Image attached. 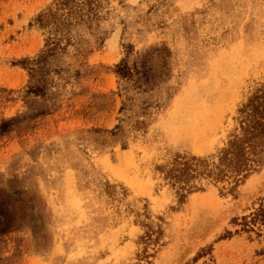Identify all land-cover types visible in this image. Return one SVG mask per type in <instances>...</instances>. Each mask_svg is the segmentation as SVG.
<instances>
[{
	"label": "rangeland",
	"instance_id": "1",
	"mask_svg": "<svg viewBox=\"0 0 264 264\" xmlns=\"http://www.w3.org/2000/svg\"><path fill=\"white\" fill-rule=\"evenodd\" d=\"M0 264H264V0H0Z\"/></svg>",
	"mask_w": 264,
	"mask_h": 264
},
{
	"label": "bare ground",
	"instance_id": "2",
	"mask_svg": "<svg viewBox=\"0 0 264 264\" xmlns=\"http://www.w3.org/2000/svg\"><path fill=\"white\" fill-rule=\"evenodd\" d=\"M257 48H259V47H257ZM254 49H255V51H256V47H254L253 50H254ZM253 50H251V52H253ZM257 50H258V49H257ZM260 50H261V49H260ZM261 51H262V50H261ZM228 52H229V51H228ZM230 53H231V52H230ZM248 53H249V52H248ZM256 53H257V52H256ZM260 53H261V52H260ZM232 54H233V53H232ZM232 54H231V55H232ZM257 54H258V53H257ZM228 55H229V54H228ZM252 55H253V54H251V56H252ZM254 55H255V54H254ZM258 55H259V54H258ZM225 56L228 57L227 54H225ZM225 56H224V57H225ZM232 56H233V55H232ZM232 56H231V57H232ZM249 56H250V55H249ZM234 57H235V56H234ZM240 57H241V56H240ZM240 57H238V58H240ZM242 58H243V57H242ZM247 58H248V57H245V59H247ZM225 60H226V58H225ZM213 61H214V60H213ZM245 61H246V60H245ZM245 61H244V63H245ZM247 61H248V60H247ZM232 62H233V61H232ZM234 62H235V61H234ZM230 63H231V62H230ZM248 63H249V62H248ZM224 64H225V62H224ZM242 64H243V63H242ZM226 65H228V64H226ZM226 65H224L225 68H226ZM230 65H231V64H230ZM221 67H222V66H221ZM235 67H236V66H235ZM233 68H234V67H233ZM240 68H241V67H240ZM218 70H219V69H218ZM218 70H217V72H219ZM228 70H229V69H228ZM231 70H232V69H231ZM221 71H222V70H221ZM232 71H233V70H232ZM226 72H228V71L226 70ZM229 72H230V70H229ZM232 73H233V72H232ZM219 74H220V73H219ZM220 75H221V74H220ZM215 76H216V75H215ZM217 76H218V77H222V76H219L218 74H217ZM222 78H223V77H222ZM231 78H232V77H231ZM188 79H189V77H188ZM223 79L225 80L226 78H223ZM227 80H228V79H227ZM188 82H190V80H189ZM226 83H227V82H226ZM224 84H225V82H224ZM224 84H223V85H224ZM228 84H229V83H228ZM226 86H228V85H226ZM222 87H223V86H222ZM186 88H188V86H187ZM194 88H195V87H194ZM220 88H221V87H220ZM222 89H223V88H222ZM224 89H225V88H224ZM226 89H228V88H226ZM183 90H184V89H183ZM183 90H182V91H183ZM222 91H223V90H222ZM225 92H226V91H225ZM180 93H181V92H180ZM226 93H227V92H226ZM226 93H225V94H226ZM225 94H224V96H226ZM178 95H179V94H178ZM217 95H218V94H217ZM227 96H228V94H227ZM179 99H180V98H179ZM179 99H178V100H179ZM220 99H221V98H220ZM222 99H224V98H222ZM222 99H221V100H222ZM178 100H177V101H178ZM217 100H219V99H217ZM217 103H219V102H217ZM174 104H177V102L174 103ZM174 104H173V105H174ZM183 104H184V102H183ZM183 104L180 103V105H183ZM185 104H186V102H185ZM187 104H188V102H187ZM212 104H213V103H212ZM215 104H216V103H215ZM215 104H214V105H215ZM173 105H172V106H173ZM214 105H213V106H214ZM174 106H175V105H174ZM210 106H211V105H210ZM180 107H181V106H180ZM208 107H209V106H208ZM211 107H212V106H211ZM186 108H187V107H186ZM188 108H189V106H188ZM199 108H200V107H199ZM179 109H180V108H179ZM209 109H211V108H209ZM212 109H214L215 111L217 110L216 107H215V108H212ZM182 110H183V107H182ZM187 110L190 111V109H187ZM214 110H213V111H214ZM218 110H219V108H218ZM177 111H180V110H178V108H177L176 112H177ZM184 111H185V110H184ZM206 111H207V110H206ZM213 111H212V112H213ZM171 112H172V111H171ZM180 112H181V111H180ZM182 112H183V111H182ZM204 112H205V111H204ZM216 112H217V111H216ZM172 113H173V112H172ZM188 113H189V112H188ZM174 114H175V113H173V115H174ZM183 114H184V112H183ZM197 114H198V112H197ZM203 114H204V113H203ZM218 114H219V113H218ZM199 115H200V114H199ZM199 115H198V117H199ZM214 115H217V114L214 113ZM169 116H170V114H169ZM179 116H182V115H179ZM184 116H185V115H184ZM172 117H173V116H172ZM206 117H207V116H206ZM210 117H211V116H210ZM210 117H209V118H210ZM178 118H179V117H178ZM196 118H197V117H196ZM204 118H205V116H204ZM212 118L214 119V118H216V117H212ZM170 120H171V119H170ZM184 120H185V118H184ZM210 120H211V119H210ZM197 121H199V120L197 119ZM212 121H213V120H212ZM173 122H174V121H173ZM175 122H177V121H175ZM195 122H196V121H195ZM205 122H206V121H205ZM167 123H168V122H167ZM169 123H170V122H169ZM177 123H178V122H177ZM197 123H198V122H197ZM172 124H173V123H172ZM182 124H184V123H182ZM206 124H207V123H206ZM208 125H209V124H208ZM184 126H185V125H184ZM204 126H206V125H204ZM209 126H210V125H209ZM178 129H179V128H178ZM190 129H191V128H190ZM192 129H193V126H192ZM192 129H191V130H192ZM198 129H199V128H198ZM170 130H171V129H170ZM181 130H182V129H181ZM199 130H200V129H199ZM203 130H204V128H203ZM182 131H183V130H182ZM189 132H190V130H189ZM204 134H205V132H204ZM195 136H196V135H195ZM193 143H194V142H193ZM201 144H204V143H201ZM193 145H195V144H193ZM192 147H193V146H192ZM193 148H194V147H193ZM58 197H59V196H58ZM67 197H68V196H67ZM70 197H73V196H70ZM70 200H74V201H75V199H72V198H71ZM66 201H67V200H66ZM76 201H77V200H76ZM67 202H68V201H67ZM69 203H70V202H69ZM71 203H72V202H71ZM74 203H75V202H74ZM67 205H68V204H67ZM71 205H72V204H71ZM73 205H74V204H73ZM76 206H77V205H76ZM73 207H74V206H73ZM66 208H67V207H66ZM53 247H54V246H53Z\"/></svg>",
	"mask_w": 264,
	"mask_h": 264
}]
</instances>
